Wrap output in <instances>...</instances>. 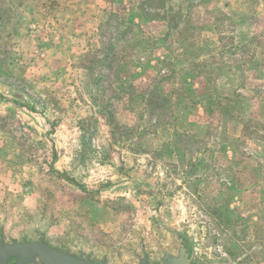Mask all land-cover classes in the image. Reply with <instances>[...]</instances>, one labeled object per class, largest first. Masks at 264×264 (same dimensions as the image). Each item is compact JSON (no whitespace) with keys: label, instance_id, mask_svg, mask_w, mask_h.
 Masks as SVG:
<instances>
[{"label":"rangeland","instance_id":"1","mask_svg":"<svg viewBox=\"0 0 264 264\" xmlns=\"http://www.w3.org/2000/svg\"><path fill=\"white\" fill-rule=\"evenodd\" d=\"M159 212L264 264V0H0V237L136 264Z\"/></svg>","mask_w":264,"mask_h":264},{"label":"water","instance_id":"2","mask_svg":"<svg viewBox=\"0 0 264 264\" xmlns=\"http://www.w3.org/2000/svg\"><path fill=\"white\" fill-rule=\"evenodd\" d=\"M159 223L171 233L181 238L176 254L164 252L160 257H152L146 250H141L136 264H197L200 246L194 227L173 229L163 224L159 212ZM108 264L105 260L91 259L86 255L72 254L67 250L55 248L42 239L11 242L0 237V264Z\"/></svg>","mask_w":264,"mask_h":264}]
</instances>
